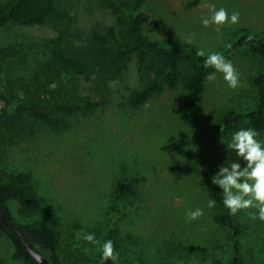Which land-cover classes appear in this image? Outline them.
Instances as JSON below:
<instances>
[{"label":"rangeland","instance_id":"374dc122","mask_svg":"<svg viewBox=\"0 0 264 264\" xmlns=\"http://www.w3.org/2000/svg\"><path fill=\"white\" fill-rule=\"evenodd\" d=\"M193 1L145 0L141 11L149 21L143 34L162 46L222 53L238 70L240 87L229 88L216 73L217 79L207 81L199 105L190 112L182 111V84L130 108L125 98L139 85L131 62L123 77L111 82L106 107L66 119L65 130L36 124L25 138L0 145V168L30 174L41 200L32 218L14 212L15 220L48 223L58 237L61 264H100V249L112 222L118 264H230L232 237L213 220L216 209L207 207L210 197L204 178L227 160L245 166L226 145L236 131L249 125L244 122L223 135L219 118L226 111L246 113L253 108V79L264 71V60L245 48L228 54L227 46L242 30L264 41V0H197L191 5ZM210 4L225 8L229 15L238 11L239 23L225 24L219 31L215 25L204 27L201 18L211 15ZM73 15L84 31L113 23L96 0H75ZM53 35L49 26L0 28V108L33 93L32 71L46 59L44 43ZM78 86L82 91L87 88L83 80ZM257 139L264 142V130ZM119 182L131 184L134 194L115 201ZM196 208L204 214L189 222L186 213ZM250 211L256 210L235 215L242 230L241 264H264V222L251 220ZM84 234H95L100 244L86 242ZM12 250L8 238L2 237L0 264H17L11 260Z\"/></svg>","mask_w":264,"mask_h":264},{"label":"trees","instance_id":"16d2710c","mask_svg":"<svg viewBox=\"0 0 264 264\" xmlns=\"http://www.w3.org/2000/svg\"><path fill=\"white\" fill-rule=\"evenodd\" d=\"M97 5L113 19L112 24L94 25L84 31L74 18L75 0H0V28L9 24L49 26L54 35L44 43L46 59L32 71L33 93L11 101L0 108V145H11L30 135L34 126L58 131L68 127L66 119L88 115L106 107L111 96L110 84L128 71L131 62L139 82L125 98V105L138 108L150 98L179 84L185 91L182 111L194 110L205 90L206 76L212 68L203 67L205 57L185 46H162L150 41L143 28L149 15L141 9L145 0H96ZM194 0L191 5L195 4ZM264 60V41L254 40L247 30L228 48V54L241 49ZM185 68V69H184ZM184 69V70H183ZM87 85L81 90L78 81ZM22 82V81H21ZM256 103L246 113L226 111L219 118L221 133L227 135L242 123L261 134L264 130V71L255 75ZM26 88V86H23ZM82 92H81V91ZM85 92V94H84ZM5 100V98L2 97ZM212 174L204 178L210 199L215 200L214 222L227 229L233 241L230 264H241L239 238L242 234L235 215L222 202V190L212 183ZM134 194L133 186L119 182L115 201ZM0 206L6 218L16 224L28 243L44 254L50 264H61L58 237L46 222L19 223L32 218L41 208L30 174H10L0 168ZM7 237L13 246L11 260L17 264H37L23 249L18 236L0 221V240ZM111 240L116 249V228L112 222L104 239ZM105 264H112L106 261Z\"/></svg>","mask_w":264,"mask_h":264},{"label":"clouds","instance_id":"9594fccd","mask_svg":"<svg viewBox=\"0 0 264 264\" xmlns=\"http://www.w3.org/2000/svg\"><path fill=\"white\" fill-rule=\"evenodd\" d=\"M208 8L211 15L201 18L204 27L215 25L216 30L219 31L220 27L225 24L239 23L240 13L238 11L234 10L229 15L225 8L217 9L215 4L208 5ZM187 42L191 43V37ZM197 55L206 56L203 67L215 70L206 76L209 83L217 79L216 73H220L229 88L236 89L241 86L238 70L222 53L213 51L206 55L201 49ZM258 136L259 132L253 128H241L231 136L226 148L234 152L238 159H242L245 166L241 167L240 163L227 160L212 176V183L222 190V202L231 215H236L242 210L255 209L256 211L248 212L249 218L264 222V142L257 139ZM215 204V200L209 199L207 207L211 209ZM203 214V209L196 208L189 210L186 216L191 222L199 219ZM83 239L94 245L100 244L95 234H84ZM100 250L102 253L100 264H105L109 260L112 264H118L119 253L113 241L105 240Z\"/></svg>","mask_w":264,"mask_h":264},{"label":"water","instance_id":"95a60500","mask_svg":"<svg viewBox=\"0 0 264 264\" xmlns=\"http://www.w3.org/2000/svg\"><path fill=\"white\" fill-rule=\"evenodd\" d=\"M0 221L10 230H12L19 238L23 249L28 253V255L36 262L37 264H50L48 259L39 252L35 250L26 240L22 231L16 226L15 223L10 222L4 215L2 208L0 206Z\"/></svg>","mask_w":264,"mask_h":264}]
</instances>
